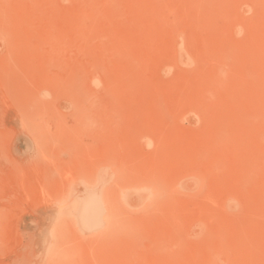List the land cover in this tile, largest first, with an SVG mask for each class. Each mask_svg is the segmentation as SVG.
Wrapping results in <instances>:
<instances>
[{"label":"rangeland","instance_id":"rangeland-1","mask_svg":"<svg viewBox=\"0 0 264 264\" xmlns=\"http://www.w3.org/2000/svg\"><path fill=\"white\" fill-rule=\"evenodd\" d=\"M134 171L181 177L178 244L103 221ZM64 262L264 264V0H0V264Z\"/></svg>","mask_w":264,"mask_h":264},{"label":"bare ground","instance_id":"bare-ground-1","mask_svg":"<svg viewBox=\"0 0 264 264\" xmlns=\"http://www.w3.org/2000/svg\"><path fill=\"white\" fill-rule=\"evenodd\" d=\"M220 84V83H219ZM145 170V169H144ZM139 171V170H138ZM138 171H134L133 172V175L135 176V178L132 176L131 177V179H133V180H131L130 179V177L128 178L126 175L127 174H123V176L125 177L126 176V178H128V179H126L124 182H125V184L128 182V181H133V182H129L128 183V189H127V186H126V189L127 190H129V188L131 189V187H134V186H139V188H141V189H143L144 188V190H142V191H149V192H147L148 194H147V196L146 195H144V194H142V193H139L138 195H136L137 193H135L134 195L135 196H129L130 194H126L125 193V191H124V188H123V190H121V189H119V191L118 190H115V191H112V189H113V187L111 188V190H108V189H106L105 190V195H103V199H104V202H105V204H106V215L103 217V221H105L106 222V225H109V226H111V225H115V223L117 222V219H116V217H115V214H117L118 215V212H117V209H118V207L117 206H115L116 205V202H117V194L119 193V194H121V198L122 199H124V197H126L128 200L130 199V198H135V197H139V198H141V200L142 199H147V202H148V205H146L147 207L151 204V203H153L152 204V206H156V208L157 209H162L163 207H167V206H171V208L169 209V210H171L172 212H174L175 213V218H176V220H175V226L176 227H174V228H176L175 229V231L174 230H170V232H171V235H170V233L168 234V235H170L169 236V239L171 240V239H174L175 240V245L176 244H178V242L177 241H179V238H181L180 237V231H178V226L180 225H178V212H179V210H180V199H179V197H177L176 195L177 194H179L180 192H181V190H180V183H181V177H178V175H181V173H179L178 172V174H175V175H177V177L179 178H176V177H174V178H172L171 179V181H168V179L166 180L163 176H158V175H156L155 173H153V175L152 174H145V173H141L142 172V170H141V172H138ZM129 172V171H128ZM139 174H138V173ZM144 172V171H143ZM148 172V171H147ZM150 172H152L151 170H150ZM149 172V173H150ZM141 173V174H140ZM136 174V175H135ZM130 175V174H129ZM156 176H158V177H156ZM118 179H119V177H118ZM115 180H117V179H115ZM170 180V179H169ZM118 181V180H117ZM119 181H121V180H119ZM127 181V182H126ZM122 182V181H121ZM133 183V184H132ZM118 184H120V183H118ZM122 184H123V182H122ZM130 184L131 185H134V186H131L130 187ZM121 186V185H120ZM124 186V185H123ZM137 188V187H136ZM110 189V188H109ZM118 189V188H117ZM125 189V190H126ZM126 190V191H127ZM136 190V189H135ZM140 190V189H139ZM103 192V191H102ZM139 192V191H138ZM86 194H88V193H86ZM119 194H118V196H119ZM132 194V193H131ZM116 196V197H115ZM86 199V198H85ZM125 200V199H124ZM126 201V200H125ZM80 206H81V204H80ZM79 206V207H80ZM79 209L80 208H78V205L76 206V212L77 211H79ZM162 213H164V211L162 212ZM133 219V218H132ZM132 219H130L131 221H133ZM63 220V219H62ZM61 220V221H62ZM130 220H128V221H130ZM76 222V221H75ZM134 222V221H133ZM64 223V222H63ZM60 224V223H59ZM67 223H65V225H66ZM68 226V225H67ZM178 227V228H177ZM173 229V228H172ZM173 232V233H172ZM176 237H177V240H176ZM172 241V240H171ZM173 242V241H172ZM66 262H64V264H65Z\"/></svg>","mask_w":264,"mask_h":264}]
</instances>
